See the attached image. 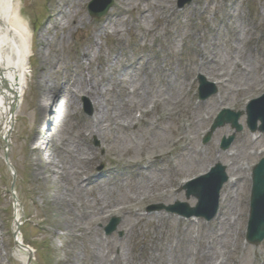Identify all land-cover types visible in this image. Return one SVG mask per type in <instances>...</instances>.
I'll return each mask as SVG.
<instances>
[{
	"label": "rangeland",
	"instance_id": "374dc122",
	"mask_svg": "<svg viewBox=\"0 0 264 264\" xmlns=\"http://www.w3.org/2000/svg\"><path fill=\"white\" fill-rule=\"evenodd\" d=\"M93 1L83 0L72 8L77 29L64 38L63 30L52 22L57 0H16L30 24L34 55L27 70L30 76L24 102L7 135H0V264H94L90 259L94 237L105 248V260L112 264L119 263L115 260L118 254L122 264H264V241L252 244L246 239L252 170L264 157V133L251 132L243 114L241 131L227 124L213 129L209 141L203 143L218 111L208 121L204 120L206 112H201L205 122L196 127L198 107L212 99L222 95L226 103L240 111L245 110L247 99L264 93V0H184L182 8L181 0L168 4L159 0H114L113 8L101 17L89 14L88 6ZM164 6L169 11L165 12ZM141 9H145V16ZM69 21L65 18L63 23ZM90 45L87 54L91 57L83 58V49ZM200 50L210 60L221 59L212 76L204 72L205 67L201 70L209 81L217 74L223 76L219 92L207 100L199 99L201 72L194 66L195 61L202 63ZM46 57L50 64L42 70ZM79 59L89 64L87 69ZM136 67L138 70H134ZM45 71L54 93L65 91L68 80L77 74L81 77L82 71L94 81L105 80L103 102L108 114L117 116L120 124L129 121L127 130H120L114 122L103 137L90 135L84 131V121L96 116L94 101L82 94L77 97L78 102L68 110L62 140L55 137L54 142H61L57 151L75 159L76 163L68 164L75 182L79 173L80 181L89 184L82 185L78 192H58L66 178L58 168V176L45 169L46 160L53 157V147L38 141L42 124L34 107L35 101L45 98L37 87ZM109 75L117 83L108 84ZM145 80L151 82L152 94L137 103L142 92L140 83ZM169 80L183 83L172 90ZM136 88L141 91L136 92ZM53 96H49V103L54 109ZM126 100L134 101V106L126 109L122 105V111L114 108ZM87 106L91 113L86 111ZM135 120L142 123L136 127ZM194 127L200 135L197 140H193ZM232 135L230 147L222 149V139ZM183 137L189 139L186 149L196 152L179 150ZM244 137L246 143H242ZM236 141L241 142L239 148ZM34 146L40 149L34 150ZM235 153V161L227 163L232 178H240L239 182L225 185L223 192L229 191L230 198L221 204L219 215L212 221L187 220L164 209L148 210L152 205L170 206L178 201L195 206L197 199L186 197L184 182L207 172L220 156L231 159L229 155ZM134 162L148 169L144 175H148L149 185L140 187L143 178H137L139 166H131ZM37 164L42 165L39 172ZM126 206H134V212H122ZM18 215L22 221L17 228ZM114 217L119 221L107 234L105 227ZM16 235H22L25 243L20 240V244L29 246L30 253L19 248ZM110 240L116 244L106 248ZM167 251L187 252L188 256L178 262V258L165 256ZM207 251H213L212 255Z\"/></svg>",
	"mask_w": 264,
	"mask_h": 264
},
{
	"label": "bare ground",
	"instance_id": "6f19581e",
	"mask_svg": "<svg viewBox=\"0 0 264 264\" xmlns=\"http://www.w3.org/2000/svg\"><path fill=\"white\" fill-rule=\"evenodd\" d=\"M159 1H164L167 4L171 3L170 1L172 0H159ZM82 4L83 0H57V3L55 5V11L52 14V22L56 28L62 29L63 30V37L65 38L67 32L71 33L72 31L76 30L77 27L73 25L77 21V17L71 15V10L76 4ZM53 5V6H54ZM143 12V15L145 16V9H141ZM163 10L169 11V8L164 6ZM23 7L21 6H16V0H0V135L3 137L7 135V132L10 128V126L14 123V118L17 116V113L19 112V109L21 108L23 102H24V97H25V92L28 88V78L29 74L27 73L28 68L31 67V57L34 55V50H33V37H29V32L31 31L30 29V24L26 22L25 18L22 15ZM172 11V10H171ZM60 17V18H59ZM68 19V23L64 24L63 20ZM70 18V19H69ZM148 20V18H147ZM242 30L246 32V26L242 23L241 24ZM120 30H116V32H119ZM29 40V41H28ZM47 42V41H46ZM91 48L88 47L87 49H83V58H88L91 57L89 52ZM215 53L220 55V51L218 49H214ZM45 56V55H44ZM93 56V55H92ZM224 56L226 57L227 54L225 53ZM200 61H195L194 66L198 67L197 71L203 73L201 70L204 68V72L207 74L213 75V71L216 66H218L221 63V59L214 61V59H209L205 52L200 50ZM79 62L82 64L85 63V69L89 66L91 63V58H89V64H86L84 59H79ZM50 64V58L46 57L45 61L42 65V70L45 68V65ZM194 66L191 67V71L194 70ZM51 70V69H50ZM134 70H138V67L134 68ZM127 73V71L125 70ZM212 72V73H209ZM81 77H77L68 80L67 85H66V90H58L57 92L54 93V90L49 86V76L47 71L44 72V75H42L38 80H37V87L40 92H44L45 98L44 100L39 99L35 101L34 107H35V113L38 116V119L40 120V123L42 124V127L40 128V132H38V141L40 140L42 144L46 145L48 147L49 144H52L51 146L53 147V157L51 159L46 160V166L45 169H49L55 176H58L55 174V169L58 168L61 170V177H64V185L63 188L58 189L57 191L60 193H69L72 191V189H76L77 192L78 190H81L82 185L84 186H89L88 183H84L83 181H80V176L77 173V170L75 171L77 173L76 176V182L73 179L72 173L69 171V166L68 164H73L72 162H75V159H69L65 153H61L57 151L56 146L60 145L61 142L55 141V137L59 138V140H62L61 136V131L62 128L64 127L65 122L67 121V114L68 110L76 103L78 102L77 97L82 95L88 96L90 99L94 101L95 104V109H96V116L94 118L88 119L85 122V126L87 129L84 131L88 130L90 135H96L98 137H103L105 135V130L107 127L110 126L112 123H118L120 120H118L116 117L117 116H111L108 114V107L105 106L103 97H105V94L107 93V89L103 88L104 84L103 81L97 82L94 81L93 76H85V72L82 71ZM128 74V73H127ZM205 75V74H204ZM131 77V74H130ZM222 75L217 74L216 79L221 80ZM108 78V84H114L117 83L116 80L112 78L111 75L107 76ZM177 79V77H175ZM70 81V82H69ZM183 81H173L169 80V87L172 90H177L178 88L181 87ZM222 83L221 81L217 84ZM151 82L148 80H145L144 82L142 81L140 83V88L142 90L141 93H139L141 90H138L136 88V92L139 93V102H142L144 99L148 98L150 94H152V89L150 87ZM75 88V89H74ZM54 94L52 97V101L54 102V109L51 108L52 103H49V97L50 95ZM225 98L223 96H218L217 98L212 99L211 103H206L203 105H198L200 110L196 113L198 117V122L196 123V127L199 126V124L208 121L210 118L213 117L214 112L218 111L221 107H229L231 108L233 105L230 103L225 102ZM136 104V102H135ZM123 105L124 108L129 109L134 106V101L131 100H126L125 103L120 102L117 104L116 107H114L117 111H122L121 106ZM56 106V108H55ZM201 112H206L208 117L204 118L205 121L201 118ZM141 118H139L140 120ZM137 121L136 122V127L138 124L142 123V121ZM106 122V123H105ZM144 123L147 127L148 124L147 120L144 119ZM154 125V124H153ZM129 121H127L126 124H120L118 123V128L121 130H127L129 127ZM198 130V129H197ZM196 128L194 127L193 133L195 135V138L193 140H197V138L200 136L197 132ZM223 130V129H220ZM50 132V134H49ZM49 134V135H48ZM182 142L178 145L179 150L182 149L181 151L183 153H188V152H193V148L191 150L186 149L187 148V143L189 139L187 140L186 137L181 138ZM63 142V141H62ZM64 143V142H63ZM242 143H246L245 137L243 138ZM241 142L236 141L235 145L236 148H239L241 145ZM73 148H76V150L80 149V146H76L72 144ZM34 150H39V147L34 146ZM180 151V152H181ZM182 152L180 154H182ZM179 154V155H180ZM239 154V153H238ZM40 156H41V151H40ZM39 156V159H40ZM231 159H221L222 156L219 157V160L222 163H227V161H232L234 162L237 154H232L229 155ZM43 157V156H41ZM40 162H43L40 159ZM153 162H158V159H154ZM76 163V162H75ZM138 164V165H136ZM149 164H151L149 162ZM228 165V170L231 175L230 181L231 184H235L239 182L238 177L235 179L232 178V171L231 167L229 165V162L227 163ZM131 166H139L138 171H136V176L137 178H143L141 179L142 181L139 183L140 187L149 185L151 182L148 179V175L145 176V171L147 172L148 169L144 167L143 163L140 162H134V165L132 164ZM143 166V167H142ZM42 165L37 164L36 170L37 172L40 171ZM237 172V171H235ZM150 174V172H148ZM236 175V173H234ZM93 182V180H90ZM72 183V188L69 187V185ZM168 192V191H167ZM163 196V195H162ZM161 196V197H162ZM164 196H167V194H164ZM230 198V192H223L221 201L224 203L225 201L227 202ZM231 206V202L229 204ZM228 205V206H229ZM59 207L62 208L61 205ZM134 206H126L123 208L122 212L128 213L130 215L131 213L134 212L133 210ZM227 208V206L225 207ZM121 212V210H120ZM66 218L67 225H71V221L69 222L68 218ZM68 219V220H67ZM73 220V219H71ZM21 218L19 215L16 218L15 224L16 227L21 225ZM90 221V219L88 220ZM77 222V221H76ZM91 223V222H88ZM92 224V223H91ZM88 224V225H91ZM91 229V228H87ZM23 243V237L22 235L18 237ZM108 243V246L106 248H110V245L114 246L116 244L115 241H106ZM19 248L24 250L25 252H28L26 248H23L20 244H18ZM213 252V251H212ZM212 252L207 251V255H212ZM105 248L103 246L100 247L99 242L97 241V238L94 237L91 239L90 243V259L94 264H112L109 263L107 260H105ZM164 252L165 256L168 257H173V258H178V262L181 260V258H185L188 256L184 252ZM181 254V255H180ZM204 254V253H203ZM205 254V255H206ZM184 258V259H185ZM122 257L120 254L116 256L115 260L117 261L118 264H122L121 261ZM127 264V263H125ZM180 264H183L182 261Z\"/></svg>",
	"mask_w": 264,
	"mask_h": 264
},
{
	"label": "water",
	"instance_id": "95a60500",
	"mask_svg": "<svg viewBox=\"0 0 264 264\" xmlns=\"http://www.w3.org/2000/svg\"><path fill=\"white\" fill-rule=\"evenodd\" d=\"M113 3L114 0H95L90 4L91 14L101 17L107 13ZM202 83L203 85L205 84L204 80ZM88 111L91 112L89 108ZM248 114V123L250 128L255 130L257 120L260 119L263 123L261 130L264 131V96L251 102L248 107ZM240 115L241 112L234 113L232 111H224L217 120L214 128L224 125L227 122H231L233 127H237L238 130H241V125L238 123ZM232 139L233 138H231V140ZM230 141L225 143V147H227ZM201 179V182L196 184V190L193 191V189H191L188 192V195H190V193L193 191V193L199 198L200 201L197 207L191 208L186 204L181 205L178 203L177 205L171 206L168 209L179 211L186 215L200 214L205 215L208 218H212L218 209L220 189L228 180L225 167L218 164L207 176H204ZM161 207L162 206H157V208ZM248 238L253 243H258L264 239V159L256 166L254 170L252 213Z\"/></svg>",
	"mask_w": 264,
	"mask_h": 264
}]
</instances>
